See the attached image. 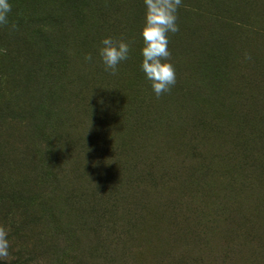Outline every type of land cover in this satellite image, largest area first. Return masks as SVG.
Masks as SVG:
<instances>
[{
    "label": "rangeland",
    "instance_id": "374dc122",
    "mask_svg": "<svg viewBox=\"0 0 264 264\" xmlns=\"http://www.w3.org/2000/svg\"><path fill=\"white\" fill-rule=\"evenodd\" d=\"M9 3L2 264H264V0H182L160 98L139 70L142 0ZM106 36L131 49L116 76Z\"/></svg>",
    "mask_w": 264,
    "mask_h": 264
},
{
    "label": "clouds",
    "instance_id": "9594fccd",
    "mask_svg": "<svg viewBox=\"0 0 264 264\" xmlns=\"http://www.w3.org/2000/svg\"><path fill=\"white\" fill-rule=\"evenodd\" d=\"M143 18L139 29L142 47L139 70L156 98L167 94L176 84V72L169 50V36L179 32L178 9L182 0H142ZM11 11L9 0H0V26L8 24ZM3 51V49H0ZM129 43L123 38L103 37L95 50V56L110 76L118 74L119 66L130 58ZM91 53L83 56L84 62H92ZM9 233L0 227V264L10 256Z\"/></svg>",
    "mask_w": 264,
    "mask_h": 264
},
{
    "label": "trees",
    "instance_id": "16d2710c",
    "mask_svg": "<svg viewBox=\"0 0 264 264\" xmlns=\"http://www.w3.org/2000/svg\"><path fill=\"white\" fill-rule=\"evenodd\" d=\"M39 33H42V31H39ZM53 111V110H52ZM120 116H118V117H113L112 119H111V121L112 122H114V126H116V124H118L119 123V121H120ZM118 157H119V155H118ZM118 200H115V202H117Z\"/></svg>",
    "mask_w": 264,
    "mask_h": 264
}]
</instances>
